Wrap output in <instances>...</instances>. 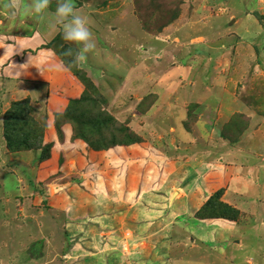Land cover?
I'll list each match as a JSON object with an SVG mask.
<instances>
[{
    "label": "rangeland",
    "instance_id": "374dc122",
    "mask_svg": "<svg viewBox=\"0 0 264 264\" xmlns=\"http://www.w3.org/2000/svg\"><path fill=\"white\" fill-rule=\"evenodd\" d=\"M58 2L51 0L49 12ZM263 6L260 0H74L91 19L96 45L78 67L137 142L127 141L128 149L100 146L92 155L59 144L66 157L56 153L55 168L41 149L10 151L4 117L14 102L30 100L42 122L52 94L77 92L57 73L48 83L35 73L27 81L19 67L37 61L15 62L17 51L6 46L0 56V264H264V186L257 183L263 170L247 174L256 176L253 182L229 180L241 195L215 176L222 163L234 164L231 154L237 163L244 159L232 145L250 117L229 106L235 95L243 99L245 84L231 48L244 46L250 65L262 55L254 52L256 39L241 30ZM246 13L251 16L243 20ZM37 19L21 10L16 26L28 33ZM42 19L48 26V17ZM3 21L0 37L10 33ZM259 66L254 72L264 79ZM143 99L144 111L138 110ZM220 125L235 129L221 132ZM72 130L68 142L77 133ZM255 140L246 142L256 146ZM203 164L211 165L202 177ZM194 173L205 184L196 185ZM189 194L198 206L186 201ZM213 195L219 218H197ZM224 205L237 214L226 216Z\"/></svg>",
    "mask_w": 264,
    "mask_h": 264
},
{
    "label": "trees",
    "instance_id": "16d2710c",
    "mask_svg": "<svg viewBox=\"0 0 264 264\" xmlns=\"http://www.w3.org/2000/svg\"><path fill=\"white\" fill-rule=\"evenodd\" d=\"M12 33L0 37V42L3 41L0 56L4 57L7 54L6 46L13 45L18 54L15 62L26 61L33 64L37 61V64H33V66L19 67L20 71L27 73L24 79L27 81L32 79L35 73L38 82L48 83L53 73L61 74V76L63 75L70 80V85L77 94H65L62 97L52 94V100L48 103L42 122L36 120L32 115L34 109L30 104V100L14 102L5 114L3 124L4 137L11 152L41 149L43 158H48L49 165L51 164L54 167L57 158L54 157L56 153V155H60L61 159L66 157L65 151L58 147L59 144L67 146L69 143L67 148L72 147V150L78 146L81 152L84 151L87 153L86 155H92L93 150L101 151L100 146H104L107 150H112V148L116 150V148H122V146L128 149L132 146L127 141L132 144L137 142L125 133L128 130L127 128L122 130V125L115 115L110 112V101L94 83L93 79L86 75V71L78 67V63L74 65L71 71H64L60 67L61 60L66 63L73 60V57H66L64 53L69 48L75 51L77 48L75 44L65 41L60 31L49 42H46L38 31H34L30 35V32L24 33L19 30L18 26H14ZM21 42L22 44H20ZM25 42H27L26 46L23 45ZM5 60L7 65L13 62L11 61L12 58ZM146 102L148 101L143 99V106L139 104L138 110L143 108L142 111H144ZM73 128L77 133L68 142L66 140L72 135ZM80 141L84 144L77 143ZM71 150L68 149V151ZM61 159L59 161H62ZM56 170L60 171L61 168L57 165ZM217 198L216 195H213L207 202L205 201L204 206L200 207L198 213H196V217L201 220L219 218V212H215ZM224 206L223 210L227 212L226 216L237 214L235 208ZM166 249L167 247H165Z\"/></svg>",
    "mask_w": 264,
    "mask_h": 264
},
{
    "label": "crops",
    "instance_id": "0c3cea01",
    "mask_svg": "<svg viewBox=\"0 0 264 264\" xmlns=\"http://www.w3.org/2000/svg\"><path fill=\"white\" fill-rule=\"evenodd\" d=\"M23 2H24V0H0V28L3 26V23H4L3 20L7 19L8 20L7 27L10 29V33H12V29H14V26H16V19L19 17L21 10H23L22 9L23 8ZM260 3L264 5V0H260ZM4 4L6 5V7L4 6ZM11 4H14L17 6L15 19L9 18L10 11H11V9L9 8V5H11ZM259 10L261 11L260 13H257V12L252 13L253 15H255L257 17V18L255 17L256 18L255 20L253 19L252 22L244 21V24H242L243 29L241 30V33L249 36V38L254 37L256 39V42H257V43H255L256 50L254 52L259 51V52H261L262 55L258 54V59L255 60V62H252L250 65L248 63V58H247L249 55L244 53V55H245L244 56L241 54V52L245 51L244 46H241L239 48L237 47L235 49L231 48V51L233 50V53H237V55H235L236 59L233 60V62L235 63V66L238 68V72L245 75V76H243L244 77L243 79H240V82L244 81L245 84L242 88L243 99L241 97L235 95V97H234L235 100H232V102L230 103L229 106L239 109V111L245 113L244 115L247 117L249 115L250 119L248 117L249 122L246 125H243L244 128L239 129L240 133H241V131H242V133L239 135V137H236V139L233 141L234 145L231 144L233 149L235 147H237L242 158H244V159H242V162L237 163L236 156L231 154L232 155L231 157H235V159L232 160V161H234V164L227 165V164L222 163L220 165L221 168L219 170V173L217 172L215 175L220 180H228L227 185L229 186L230 190H234V189H231V185L234 183L229 182L230 179L234 180V181H238V184H241V182H243V181L244 182L250 181V180L252 181V178L256 180V176H254V177L249 176L248 177L247 174L252 173V172L256 173V170L258 167H259V169L261 168L264 172V115H262V114H264V104L261 103V101L264 103V79H260L263 77H261V76L258 77L256 75V73L254 72V70L257 69L256 66L258 64L260 65L259 66L260 68H262V65H264V6L260 7ZM31 15H34V14H29V16H31ZM245 15H246V17H244ZM245 15H243V20H245L244 18H248L249 16H251L248 13H246ZM44 17L47 18V16H44ZM39 18L40 19L39 20L37 19L34 27L30 28V30H29L30 35H32L34 31H38L43 36L45 41L49 42L54 37L57 36V34L59 33L60 30L59 29H55V30L50 29L45 24L42 26V24H43L42 21H44L45 19H42L43 17H39ZM47 22L49 24V17H48ZM21 23L23 24L25 22H21ZM223 32L220 31V33H218V34H223ZM242 57H244L245 59L240 60V58H242ZM247 63L249 65V67H247ZM244 68H246V69H244ZM214 70H216V69L214 68ZM245 79H247L248 81L246 82ZM249 80L253 84H251L249 82ZM205 84H207V83H205ZM210 84H212V81ZM250 85L252 88L249 91ZM206 87H207V85H206ZM211 92L212 91L210 89H208V92L206 94L207 98L205 100L210 99L209 95L211 94ZM246 100L250 101V102L246 103ZM253 103H255L256 106H258L261 110H254ZM248 105H250V106H248ZM212 106L218 107V104L215 101H213ZM220 119H221V117H220ZM231 121H230V123H231ZM222 124H224V123H222ZM233 125H235V123ZM220 126L221 127L219 128V131H221V132L224 131V129H226V130H228V129L234 130L235 129L234 127L227 128L226 126H223V125H220ZM215 129L217 130L218 128H215ZM249 131H255L256 135L253 136V134H250ZM252 137H255V139L258 140V142H257L258 145H256V146L253 145V143L254 144L256 143V140L255 139L253 141L250 140ZM256 137H258V138H256ZM246 141L247 142L248 141L253 142L252 146H250L251 144H247ZM229 154H230V152L227 150V156H229ZM220 156H223V155L221 154ZM215 164H217L216 161H215ZM210 165L211 164H203L202 168L198 171V174L202 175V177L207 176L208 168ZM224 165H226V166H224ZM226 167H228V168H226ZM225 169H229L228 172H230V173H225L224 172V171H226ZM234 173H236V174L231 177V174H234ZM238 173L243 175V177H240V175ZM262 175L263 174L257 175V183H259V186H264V182H262V185H261V178L264 179V177ZM193 177L195 178L196 185L198 184V186H200V185L205 184V182L202 183L201 181H198V178L195 177V173L193 174ZM245 179H248V180H245ZM191 188H193V186H191ZM234 191L241 195V193L238 192V189H235ZM239 197H242V196H239ZM188 200H190L193 203H195L196 205H198L196 200L192 197V195L190 196V194L188 195V199L186 201H188ZM77 244L79 245V243H77ZM238 247H239V248H237L238 250L242 249V246H238ZM74 250H76V252L78 253V251L80 249L79 250L74 249ZM88 262H90V261H88ZM91 264H94V263L91 262Z\"/></svg>",
    "mask_w": 264,
    "mask_h": 264
},
{
    "label": "clouds",
    "instance_id": "9594fccd",
    "mask_svg": "<svg viewBox=\"0 0 264 264\" xmlns=\"http://www.w3.org/2000/svg\"><path fill=\"white\" fill-rule=\"evenodd\" d=\"M50 4L51 0H30L23 11L38 18L49 17L48 27L53 30L59 29L65 41L77 46L75 51L69 48L64 53L66 57H73L71 62L60 61V67L64 71H71L75 64L86 61L88 54L96 47L91 19L74 7V0H59L54 12H49ZM9 8L11 9L9 18L15 19L17 6L11 4Z\"/></svg>",
    "mask_w": 264,
    "mask_h": 264
}]
</instances>
